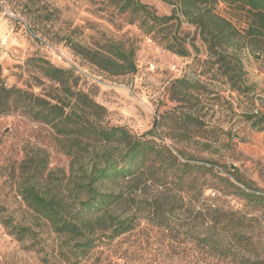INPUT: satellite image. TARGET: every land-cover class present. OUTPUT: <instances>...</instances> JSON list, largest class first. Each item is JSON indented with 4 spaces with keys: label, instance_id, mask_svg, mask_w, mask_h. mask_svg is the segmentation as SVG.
<instances>
[{
    "label": "rangeland",
    "instance_id": "374dc122",
    "mask_svg": "<svg viewBox=\"0 0 264 264\" xmlns=\"http://www.w3.org/2000/svg\"><path fill=\"white\" fill-rule=\"evenodd\" d=\"M30 1L0 0V66L7 87L55 97L57 85L43 76L41 61L69 70L75 88L106 109L105 124L168 147L179 160L203 167L206 175L225 177L244 190L264 195L263 56L257 59L240 42L224 53L228 57L222 61L209 51L195 26L182 22L176 36L184 41L188 56L180 57L128 24L106 0ZM139 1L157 16L170 15L174 9L164 0ZM215 10L237 31L246 28L244 13L223 4ZM76 43L90 49L113 43L133 50L136 71L110 75L74 53L71 45ZM232 54L241 63L236 86L224 66L236 64ZM179 79L195 89L184 91L175 84ZM33 154L45 162L42 176L34 175L44 189L67 176L69 160L57 147L49 126L19 113L0 116V205L15 223L34 231V244L17 243L0 225V264H244L232 250L219 258L215 250H200L202 230L192 227L193 233L189 231L194 211L170 215L164 205L162 212L157 210L162 217L158 219L154 207L147 204L133 232L78 260L68 257L64 238L18 196L21 164ZM116 191L152 202L155 188L125 182ZM211 192L205 196H213ZM65 196L72 204V198ZM221 199L226 208L253 215L255 240H260L264 251V211L245 205L235 194L221 195ZM133 210V206L115 209L112 216L122 218ZM94 225L97 235L107 230L109 222ZM166 237L199 238L174 242Z\"/></svg>",
    "mask_w": 264,
    "mask_h": 264
},
{
    "label": "trees",
    "instance_id": "16d2710c",
    "mask_svg": "<svg viewBox=\"0 0 264 264\" xmlns=\"http://www.w3.org/2000/svg\"><path fill=\"white\" fill-rule=\"evenodd\" d=\"M106 1L119 15L126 17L128 24L138 26L177 56H188L184 41L176 36L181 23L186 22L199 30L209 51L222 61L228 57L224 53L240 42L242 48L257 59L264 57V0H164L174 6L167 16H157L139 0ZM219 4L235 8L247 16L242 33L216 13ZM71 48L110 75L121 76L136 71L133 50H126L120 44L108 43L90 49L76 43ZM230 57L236 60V64H224L225 72L230 73L232 86H236L240 80L237 67L241 63L236 54ZM39 68L44 77L57 85L55 97H42L7 87L0 66V116L19 113L32 122L49 126L55 134L57 147L69 160L67 176L63 174L53 188L44 189L39 181H34V175L42 176L45 162L33 154L23 160V179L18 184V196L26 207L64 238L63 246L68 247L64 254L78 260V257H85L101 247L113 245L136 229L138 217L147 204L154 207L158 219L162 217L157 215V210L164 205L170 215L194 211L189 231L193 233L192 227L202 230L204 236L199 240L200 250H215L218 258L232 250L244 264H264V251L253 233V215L226 208L221 199V195L235 194L245 205L264 211L263 194L244 190L225 177L212 173L206 175L203 167L179 160L168 147L136 137L124 127L105 124L106 109L75 88L69 70L53 67L47 61H41ZM175 84L184 91L195 89L185 79L176 80ZM155 124L153 130L157 128L158 123ZM125 182L136 186L151 184L155 188L152 202L144 198L135 200L116 191L117 186ZM207 191L214 195L206 197ZM65 195L72 198V204L67 202ZM126 206H133L135 210L122 218L112 216L115 209ZM107 222V230L96 235L94 224ZM0 225L17 243L34 244V231L15 223L2 205ZM168 234L176 236V232ZM168 238L178 242L180 238L195 240L199 237Z\"/></svg>",
    "mask_w": 264,
    "mask_h": 264
}]
</instances>
